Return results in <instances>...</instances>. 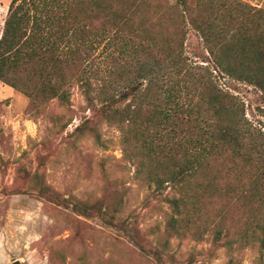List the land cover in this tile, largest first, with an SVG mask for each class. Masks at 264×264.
<instances>
[{"label":"trees","instance_id":"16d2710c","mask_svg":"<svg viewBox=\"0 0 264 264\" xmlns=\"http://www.w3.org/2000/svg\"><path fill=\"white\" fill-rule=\"evenodd\" d=\"M216 9L214 0H10L0 35V83L35 112L53 101L66 108L76 88L90 116L74 132L101 146L100 123L119 132L133 181L169 209L166 239L152 253L160 264L171 237L225 248L230 263L244 248L264 257V107L261 123L248 120L219 83L264 94V26L231 14L228 26H213ZM191 31L217 77L188 56ZM102 206L75 210L137 239L118 219L121 197Z\"/></svg>","mask_w":264,"mask_h":264},{"label":"rangeland","instance_id":"374dc122","mask_svg":"<svg viewBox=\"0 0 264 264\" xmlns=\"http://www.w3.org/2000/svg\"><path fill=\"white\" fill-rule=\"evenodd\" d=\"M9 3L0 0V35ZM214 4L213 26H228V14L253 16L264 26V0H214ZM185 47L192 61L208 62L218 76L193 31ZM219 83L242 100L248 120L263 121L264 94L258 88L227 78ZM55 115L61 118L58 124L53 122ZM85 116L90 112L76 88L66 108L53 101L37 113L26 97L0 83V264L13 260L20 264H160L152 253L166 239L167 204L133 181V168L122 160L117 130L99 124L103 146L88 133L74 132ZM68 118L70 123L61 128ZM120 197L118 219L138 229L136 240L98 215L83 216L75 210L80 203L97 202L104 210ZM169 245L163 264H264L257 248L235 252L230 263L225 248L206 242L171 237Z\"/></svg>","mask_w":264,"mask_h":264},{"label":"water","instance_id":"95a60500","mask_svg":"<svg viewBox=\"0 0 264 264\" xmlns=\"http://www.w3.org/2000/svg\"><path fill=\"white\" fill-rule=\"evenodd\" d=\"M12 264H20V262L18 260H13Z\"/></svg>","mask_w":264,"mask_h":264},{"label":"crops","instance_id":"0c3cea01","mask_svg":"<svg viewBox=\"0 0 264 264\" xmlns=\"http://www.w3.org/2000/svg\"><path fill=\"white\" fill-rule=\"evenodd\" d=\"M5 86V85H4ZM6 87H8V86H6ZM9 89H11L10 87H8ZM11 90H13V89H11Z\"/></svg>","mask_w":264,"mask_h":264}]
</instances>
